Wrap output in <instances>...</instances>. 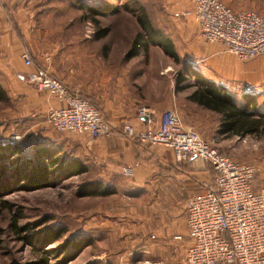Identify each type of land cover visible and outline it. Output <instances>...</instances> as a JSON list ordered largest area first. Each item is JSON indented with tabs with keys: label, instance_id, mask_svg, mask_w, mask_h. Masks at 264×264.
I'll list each match as a JSON object with an SVG mask.
<instances>
[{
	"label": "rangeland",
	"instance_id": "1",
	"mask_svg": "<svg viewBox=\"0 0 264 264\" xmlns=\"http://www.w3.org/2000/svg\"><path fill=\"white\" fill-rule=\"evenodd\" d=\"M22 1L36 12L34 24L41 30L35 37L39 50L47 44L50 51L60 50L59 62L66 63L69 55V62L77 61L76 66H82L90 81L88 90L96 93L97 98L88 94L81 96L87 97L104 119L108 114H116V107L122 104L120 108L124 112L119 118L123 119L122 130L140 106L154 105L164 113L174 104L183 123L202 139L234 160L254 165L257 169L254 187H264V125L255 135H230L222 131L219 114L188 99L192 87L176 91L180 74L185 77L190 72L218 86L227 84L220 78L211 79L214 70L209 62L194 63L198 53L189 34L196 31L192 30L195 26L189 14L182 16V0ZM222 1L235 10L250 8L259 13L257 7L260 4L264 7V0ZM80 2L106 3L122 10L97 17L95 25L91 15L78 9ZM139 8L173 42L178 61L156 45L140 49L135 56H127L140 32L134 17ZM104 27L109 33L96 39L97 28ZM204 43L209 42L204 40ZM43 55L49 58L48 54ZM189 78L179 86L195 83L192 76ZM0 83L7 96L5 100L0 99V146L19 149L17 154L0 160V264H180L184 253L175 256L173 249L160 253L159 249L145 248V239H152L153 228L147 226L142 211L145 199L136 197L142 193L129 190L127 180L119 175L97 168L91 156L80 147L77 135L56 131L47 121L48 112L20 98L19 81L8 85L2 79ZM227 86L235 101L240 102L241 82ZM262 87L248 95L255 97L257 111L264 114ZM40 152H43L42 158L56 155L67 163L78 159L85 172L67 176L66 171L60 173L55 169L47 173L40 172L39 167L23 169L21 159H33ZM95 183L111 193L105 196L88 193L97 188ZM55 230L63 232L60 240L47 244L49 239H40Z\"/></svg>",
	"mask_w": 264,
	"mask_h": 264
},
{
	"label": "built area",
	"instance_id": "2",
	"mask_svg": "<svg viewBox=\"0 0 264 264\" xmlns=\"http://www.w3.org/2000/svg\"><path fill=\"white\" fill-rule=\"evenodd\" d=\"M189 1L206 42L220 43L240 60L264 56V16L250 9L234 10L222 0ZM20 56L25 66L33 65L27 49ZM25 79L62 104L47 113V121L56 131L91 138L113 133L90 100L69 92L44 67L34 66ZM151 113L145 107L137 110V115L147 119ZM122 133L140 143L170 149L178 162L200 158L215 172L205 192L183 202L187 233L180 264H264V187H254V165L234 160L202 139L183 123L175 108L165 111L157 126L138 130L125 122ZM174 238L183 240L180 235Z\"/></svg>",
	"mask_w": 264,
	"mask_h": 264
},
{
	"label": "crops",
	"instance_id": "3",
	"mask_svg": "<svg viewBox=\"0 0 264 264\" xmlns=\"http://www.w3.org/2000/svg\"><path fill=\"white\" fill-rule=\"evenodd\" d=\"M20 1L0 0V80L3 79L8 85L19 81L20 98L33 103L42 112H48L50 108H57L62 104L56 97L48 94L45 90H38L25 79L26 74L31 72L34 66H38L34 62L40 61L42 64L39 66H43L51 75L62 80L67 90L72 94L84 99L88 98L81 96V94H88L97 98L96 93L88 90L90 81L86 78L82 66L77 67V61L69 62L71 56H66V63L59 62L57 59L60 50L59 52L58 50L50 51L47 44H44L39 50L35 37L37 32L39 33L41 30H38L34 24L36 13L34 14L28 5H25L23 1L20 3ZM257 8L259 13L264 12V7L261 4ZM191 12L190 1L182 0V16L189 14V19L195 26L192 30L195 29L194 32L196 31L195 34L193 31L189 34L190 37H193L195 52L198 53V56L195 55V59H193L194 63H197L198 60L209 62L214 70L211 79L226 80L225 87L216 85L218 89L221 87L222 91L230 96L234 97L227 85L235 81L241 82L242 94L262 90V85H264V57L239 60L226 52L220 43H207L205 45ZM24 49L30 53L33 61L32 66H25L21 59L20 55ZM43 54L49 55V63L44 62ZM220 83L223 84V82ZM188 99L193 104L203 108L193 102L189 96ZM120 106L116 107V114L107 115L106 121L113 129V133L110 135L91 138L85 134H71L77 135L80 147L91 156L90 160L94 162V165L96 163L97 168L107 174L119 175L127 180L129 190L136 194L142 193L136 197L145 199L142 211L146 218V224L153 228L151 233L154 235L152 239H145V248L159 249L160 253L170 252L173 249L175 256H181L185 251L187 233L183 202L192 195L205 192L208 185L213 183L215 172L207 162L200 158L191 157L186 162H178L170 149L157 144H143L135 137L123 134L121 130L123 119L119 118L124 111ZM140 107H145L152 113L149 119L137 115V111L134 117L129 116V122L136 129L160 124L163 114L159 112L160 107L154 105ZM172 107L176 108L174 104ZM206 110L219 114L209 109ZM178 235L182 236L183 240L174 238Z\"/></svg>",
	"mask_w": 264,
	"mask_h": 264
},
{
	"label": "trees",
	"instance_id": "4",
	"mask_svg": "<svg viewBox=\"0 0 264 264\" xmlns=\"http://www.w3.org/2000/svg\"><path fill=\"white\" fill-rule=\"evenodd\" d=\"M30 0H25L28 3ZM120 2V0H115ZM81 3V2H80ZM78 9L87 12V14L91 15L92 22L97 25L98 20L97 17H105L109 13H118L122 10L121 7L117 6H109L106 3H101L97 5H89L81 3ZM36 13V12H35ZM135 22L140 29L139 34L133 41L132 47L127 53L128 57L135 56L139 52L140 49L146 50L149 45H156L162 49L167 55L172 57L174 60L178 61V55L174 51L173 42L167 38L162 31L155 27L151 20L148 18L145 10L143 8H139L138 14L134 15ZM109 33V29L97 28L95 38L102 39ZM189 73V72H187ZM186 73V74H187ZM191 74L187 76H180L176 81V91L183 90L187 87H192L193 91L190 94L189 98L202 106L203 108L212 110L220 114L221 117V129L223 132H226L230 135H249L259 132L264 125V114H261L257 111V102L254 96L248 94L241 95V101H235V97L226 94L222 91L221 87H217L213 82L206 81L200 77L198 73L190 72ZM193 77L196 81L195 83L184 84L179 86V84L189 77ZM0 99H7V96L4 92V89L0 83ZM19 149L17 146L12 147H3L0 146V160H4L11 154H17ZM43 153V152H42ZM40 152L38 156H35L33 159H21V163L23 161V169H33L39 167L40 172L47 173L55 169L56 172H65V175L70 176L71 173H83L85 172V168L82 167V163L78 159H74L73 161L67 163L60 156H49L43 157ZM69 174V175H68ZM72 175V174H71ZM65 177V176H64ZM33 178V176H32ZM35 181L37 179L33 178ZM38 182L40 180L38 179ZM35 183V182H34ZM37 184V183H36ZM93 185V184H91ZM94 190H90V194L105 196L110 194L111 192L108 189L101 188L99 184H94ZM38 186H42L39 184ZM15 230H18L15 227ZM63 232L61 230H55L53 232H48L45 236L40 239L48 240L47 244L54 243L61 239ZM1 236V232H0ZM45 260V258H43Z\"/></svg>",
	"mask_w": 264,
	"mask_h": 264
}]
</instances>
